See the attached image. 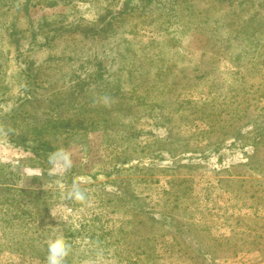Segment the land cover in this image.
Instances as JSON below:
<instances>
[{"label":"rangeland","instance_id":"obj_1","mask_svg":"<svg viewBox=\"0 0 264 264\" xmlns=\"http://www.w3.org/2000/svg\"><path fill=\"white\" fill-rule=\"evenodd\" d=\"M60 234L65 264H264V0H0V264Z\"/></svg>","mask_w":264,"mask_h":264},{"label":"clouds","instance_id":"obj_2","mask_svg":"<svg viewBox=\"0 0 264 264\" xmlns=\"http://www.w3.org/2000/svg\"><path fill=\"white\" fill-rule=\"evenodd\" d=\"M51 171L62 173L71 168V158L67 152L54 153L49 157ZM69 201L84 202L86 194L78 183H73L66 192ZM54 215V214H53ZM70 252V246L65 242L62 234L47 242L46 264H65Z\"/></svg>","mask_w":264,"mask_h":264}]
</instances>
